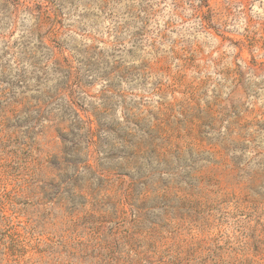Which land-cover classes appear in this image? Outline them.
<instances>
[{
    "label": "rangeland",
    "instance_id": "374dc122",
    "mask_svg": "<svg viewBox=\"0 0 264 264\" xmlns=\"http://www.w3.org/2000/svg\"><path fill=\"white\" fill-rule=\"evenodd\" d=\"M0 264H264V0H0Z\"/></svg>",
    "mask_w": 264,
    "mask_h": 264
}]
</instances>
